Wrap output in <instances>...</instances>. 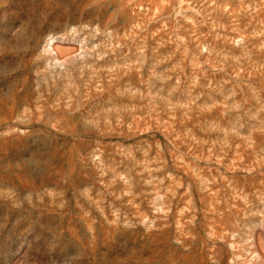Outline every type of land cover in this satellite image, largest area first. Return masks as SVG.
I'll return each mask as SVG.
<instances>
[{"label": "rangeland", "instance_id": "1", "mask_svg": "<svg viewBox=\"0 0 264 264\" xmlns=\"http://www.w3.org/2000/svg\"><path fill=\"white\" fill-rule=\"evenodd\" d=\"M0 264H264V0H0Z\"/></svg>", "mask_w": 264, "mask_h": 264}]
</instances>
